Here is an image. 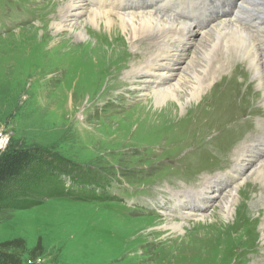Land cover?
<instances>
[{
	"label": "rangeland",
	"instance_id": "374dc122",
	"mask_svg": "<svg viewBox=\"0 0 264 264\" xmlns=\"http://www.w3.org/2000/svg\"><path fill=\"white\" fill-rule=\"evenodd\" d=\"M69 3L71 0H0V152L12 143L66 163L53 172L40 162L27 169L23 183H41L50 177L57 190L43 199L27 195L33 203L27 209L0 210V243L22 239L26 249L38 247L40 256L34 264H264V188L251 181L256 179L253 167L264 156L255 150L240 160L245 167L243 179L249 178L252 186L243 189V183L237 189L233 207L245 204L247 217L240 218L236 210V215L224 220L213 213L212 221L218 193L203 211L205 221L158 213L169 200L162 198L165 193L178 188L188 191L196 184L195 190L199 189L203 177L220 173L229 178L234 155L239 157V149L250 136L259 138L264 99H258L261 91L254 74L240 59L244 48L238 36H225L208 54L213 66L228 65L217 75L220 80L212 82L195 103L183 107L174 103L173 110L162 114V107L159 110L148 102L153 94L144 95L143 80L136 83L125 78L131 66L143 61L148 43L158 33L133 41L136 50L131 51L118 29L113 32L117 36L109 40L105 25L85 23L89 19L84 14L69 18V23L84 26L91 48L79 47V41L66 31L59 36L67 38L62 41L65 45L52 47L56 40L45 43L54 36L48 24L62 22ZM97 22L105 23L104 19ZM37 37L45 42L35 45ZM189 38L184 46L189 52L204 39L194 30ZM68 51L81 56L65 60L63 52ZM184 54L170 65L172 70L183 67ZM243 93L246 95L241 97ZM226 116L233 118L226 120ZM238 126L245 132L238 133ZM233 132L237 137L231 149L219 151L213 138L218 134L231 138ZM227 151L232 152L227 156ZM190 173L198 175L189 178ZM147 194L148 198L136 199L134 204L154 209L156 217L132 205L136 197ZM155 198H162L163 203L152 207L151 203L159 202L152 201ZM172 220L184 225V237L149 234ZM23 255L29 263L28 254Z\"/></svg>",
	"mask_w": 264,
	"mask_h": 264
},
{
	"label": "bare ground",
	"instance_id": "6f19581e",
	"mask_svg": "<svg viewBox=\"0 0 264 264\" xmlns=\"http://www.w3.org/2000/svg\"><path fill=\"white\" fill-rule=\"evenodd\" d=\"M164 1L165 3H161L159 0H71V3L68 5L66 4L67 8L64 15L65 19L60 23L56 22L48 24V27H50L54 32V36L45 39L46 42L40 39V37H37L35 39V45L39 43L40 40L44 41L46 44L51 42V40H56V43H53L52 47L57 45L64 46L65 44H63L64 42L62 41L67 40V38L61 37V39H59V36H62V33L66 31L69 36H74L76 40L79 41V47L89 46L91 48V39L87 37V34L84 32V26L82 24L80 26H74L69 23V18L84 14L89 19L88 21H85V23H91L94 26H99L100 28L105 25L107 35L109 36L107 38L109 40H113V37L117 36V33L113 32L115 29H118L128 41L131 51L133 49L136 50V47L133 46V41L156 31L158 34L155 37V41L148 43L146 52L144 51L145 55L142 59L143 61H141L138 65L131 66L132 68L130 71L126 72L125 78L127 80H131L132 78V80L136 81V83H139V80H143L141 83L144 95L146 96V92L149 95L153 94L151 100L148 102H152L155 107L159 108V110L162 107L160 113L163 114L173 110L174 103L179 104L182 107L184 104L190 105L191 101L195 103L197 98L201 96V93H203L205 89L212 84V82L220 80L221 77L217 78V75L219 76L225 71L227 63H218L217 66H213L214 63L207 59V57L209 52H212L218 43L225 38V36L235 34L238 36L239 45L241 48H244V52L240 55V59L242 62H246V64H248V68L254 74L256 87L261 91V96H259L258 99H264V0ZM156 4L161 5L158 7ZM167 6L171 8L169 14L163 11V8ZM154 7H157V9L154 10ZM70 11L72 13H70ZM114 16L118 18L119 23H115L116 21L113 19L116 18H113ZM102 19H104L105 23L97 22V20L100 21ZM208 21L210 22L209 24ZM193 30L200 32L201 37L204 39L199 42L197 46L194 45L195 47H193V49L189 52L188 50H185L186 48L184 49V46L187 45V42L189 43V35H191ZM115 34L116 36H114ZM242 37H246L247 41L242 42ZM70 41L71 39L68 43L65 42L69 44L68 49H70L71 46ZM241 43H245V45H242ZM173 47H176L177 49H173ZM184 50L185 54L184 52L180 53ZM228 51L231 52L233 49L229 48ZM69 52L71 51L63 52V58L65 60L71 58L73 55L76 56L77 59L81 56L69 54ZM181 54L186 56V61L184 62L182 68L174 71L170 65L173 62L178 61ZM142 56L143 55H141V57ZM150 85H152V87H150ZM245 95L246 94L241 97H244ZM222 117H224L223 114ZM231 117L232 116H226L225 118L227 120ZM259 126L260 128L258 127L257 129L260 131L259 138L254 139L250 136L248 140H246L247 145H245L242 149H239V157L236 158L234 155L232 162H234L235 165L230 168V174L227 175L229 178H227L226 175H216L213 178L203 177L201 183L199 184V189L195 190L196 184L195 187L189 188L188 191L186 188H178L172 194L165 193L162 198H169V200L166 202L164 199L165 204L159 208L160 211H158V213L163 216H165L163 213L166 215L170 214L173 218L181 220L190 218L197 222L202 218V221H205L203 211H207L209 203L215 200L214 196L218 193L219 203L210 215L212 221L215 217L213 213H216L218 215V219L220 220L228 218L233 213L236 215V210L237 212L239 210L238 216L240 218L246 216L248 210L245 209V204L240 205V203H238L235 210L233 207L235 206L236 196H238L236 194L237 189H240L243 183V189L246 186H252L249 185L251 183H248L249 178L246 180L243 179L245 175V167L241 165L240 160L249 156L251 154L250 151L252 150H255L256 154H259V156H264V125L260 124ZM243 151L246 152V155L244 154L245 156L241 153ZM256 166L253 167L255 169L254 175L256 179L250 180L256 182L258 181L261 188H264V157L256 164ZM220 185H223L224 187H222V190L216 192ZM251 189H256V187H251ZM162 198L153 199L152 201L158 199L159 202L156 204L151 202L148 203H151L150 205L152 207H156L159 203H163ZM262 199H260L261 202L263 201ZM171 204H175L180 207L172 209ZM235 220L236 218L234 217L233 222ZM212 223L213 222H211V224ZM183 228V224L172 220L165 227H161L156 231L150 230L149 234L152 235L158 232H165L168 236L175 237L178 235L181 237L184 235ZM253 235L251 233L250 236ZM253 237H255V235ZM261 237V246L264 247V227L261 229ZM251 241L253 242L254 240L252 239L250 242ZM252 247L253 246H251V248Z\"/></svg>",
	"mask_w": 264,
	"mask_h": 264
},
{
	"label": "trees",
	"instance_id": "16d2710c",
	"mask_svg": "<svg viewBox=\"0 0 264 264\" xmlns=\"http://www.w3.org/2000/svg\"><path fill=\"white\" fill-rule=\"evenodd\" d=\"M35 150L38 149H30L11 143L0 152V210L8 207L27 209L33 205L26 199L27 195L43 199L50 197L52 192L57 190L50 177L41 183H23L27 169H31L35 162H40L43 167L48 165L50 172L57 168H65L62 164L66 165V163L61 158L47 153L35 155ZM26 248V242L22 239L0 243V264H34L40 256L38 247ZM20 249L28 254L29 263L23 259V252L17 251Z\"/></svg>",
	"mask_w": 264,
	"mask_h": 264
}]
</instances>
